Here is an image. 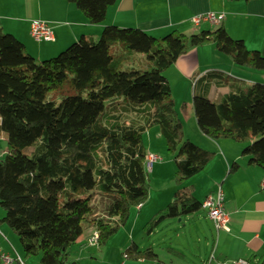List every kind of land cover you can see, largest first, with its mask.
Returning a JSON list of instances; mask_svg holds the SVG:
<instances>
[{
  "label": "trees",
  "instance_id": "1",
  "mask_svg": "<svg viewBox=\"0 0 264 264\" xmlns=\"http://www.w3.org/2000/svg\"><path fill=\"white\" fill-rule=\"evenodd\" d=\"M67 1L90 24H101L116 2ZM204 44H213L239 71L264 73V56L222 27L156 39L138 29L106 26L98 39L81 37L42 62L0 29V124L12 149L0 160V222L22 238L26 254L38 253L40 264H79L68 260L69 250L85 229L98 233L102 246L123 227L131 210L148 200L143 138L154 126L172 156L177 188L172 201L145 224L144 234L163 221L203 211L185 182L200 174L214 153L184 138L163 73ZM223 78L229 90L215 107L207 95H193L196 124L213 141L243 145L247 165L264 170V83ZM138 105L147 108L138 112ZM186 107L182 102L180 108ZM238 167L234 163L228 173ZM123 255L158 261L150 245L140 248L134 241Z\"/></svg>",
  "mask_w": 264,
  "mask_h": 264
},
{
  "label": "crops",
  "instance_id": "2",
  "mask_svg": "<svg viewBox=\"0 0 264 264\" xmlns=\"http://www.w3.org/2000/svg\"><path fill=\"white\" fill-rule=\"evenodd\" d=\"M208 12L223 14L218 25L201 22L194 26L191 23L194 15ZM38 20L49 25L53 34L52 40H34L30 34V26L33 21ZM106 26L138 29L156 39L174 31L189 35L222 27L233 39L242 40L248 50L259 51L264 56V1L116 0L107 8L101 24H90L83 13L67 0H0L1 31L20 41L26 54L36 62L55 57L81 37L98 39ZM215 51L211 44L192 48L164 71L163 75L170 85L171 93L173 94L174 88L176 91L178 87L185 93L182 100L172 95L175 105L180 101L187 104L189 96L207 95L215 107L220 97L228 92L229 85L223 78L221 67H212L208 63L214 55L220 58ZM261 77L264 80V76ZM187 107H192V101L191 106ZM195 131L202 144L196 145L213 152L214 155L204 170L198 174L200 176L192 177L185 185L192 187L193 197L200 202L220 186L224 194V208L229 214L227 232L216 231L204 211L195 214L197 221H201L202 217L213 231L210 254L215 256L216 264L219 262L223 264V261L230 259L245 261L254 259V262L259 263L264 257V189L261 186L264 170L258 166L247 165L249 156L242 154L243 145L228 140L213 141L204 136L198 126ZM155 135L159 140L161 130H157ZM187 140L191 141L190 138ZM158 145L154 146L153 142H150L145 150L146 156L154 155L159 158L152 163L150 173L160 188L156 191L151 190L147 202L131 210L126 224L104 245H88V239L94 234L90 232L85 241L79 244L76 242L70 248L69 255L73 256L74 247L79 245L74 256L72 258L69 256L68 260L79 264H84L85 261L89 264H163L156 252L157 262L130 260L123 255V250L134 239L135 231L140 228L138 230L144 234L142 231L144 223L141 224V219L151 218L171 202L177 188L174 183L175 168L172 156L168 152L166 154L163 149L158 150ZM11 151L0 124V160ZM234 163L239 165L238 169L228 173ZM204 182L208 185L200 193L198 186ZM195 193L201 196V199L196 198ZM3 216V212H0V219ZM188 216L182 220L178 218L179 222L187 220ZM176 232L177 236L181 231ZM29 234L24 237L37 238L36 234ZM152 234L149 236L144 234V237L148 240ZM16 235L5 223L0 222V252L10 257L18 256L25 264H40L39 254H26L22 238ZM149 245L155 251L153 245L150 243L147 246ZM161 249L180 261H187L184 253L171 245L161 246L159 250ZM213 261L210 263L207 261L206 264Z\"/></svg>",
  "mask_w": 264,
  "mask_h": 264
},
{
  "label": "rangeland",
  "instance_id": "3",
  "mask_svg": "<svg viewBox=\"0 0 264 264\" xmlns=\"http://www.w3.org/2000/svg\"><path fill=\"white\" fill-rule=\"evenodd\" d=\"M116 45H118V43H116ZM211 46H213V44H211ZM213 48L215 47L213 46ZM111 49H114V47ZM215 52L218 56H220V58H217L216 55H214V58H211L210 62L208 61V63L212 67H221L220 71L222 72V75L226 74V75H231L233 77H236L237 83H245V84L251 83V82L264 83V80L261 77V76H264L263 72L257 71V70H251V69H246L243 72L241 70L239 71V69L235 67V65L232 63L231 59L227 55L222 54L218 52L217 50ZM173 94L179 100H182L185 97L184 91H180L179 87L176 91L174 88ZM189 97H190V100L187 102V105L191 106L192 96H189ZM119 100L123 101L124 98L120 97ZM181 103H182L181 101L177 102V104L175 105V110L177 112L178 117L183 123L184 138L185 139L190 138L192 143L197 144V145H202L200 144L201 142H199L198 137L195 134L196 132L195 128H197V124L195 121L193 109L192 107L190 108L186 107L187 109L182 110L180 108ZM146 108H147L146 105H142V106L138 105L137 111L140 112L141 110H144ZM194 126L196 127L194 128ZM159 128H160L159 126H154V127L149 128L145 132L144 138H143L144 146L147 147L149 146L150 142H153L154 146L159 144L157 146L158 150L162 151L163 149L166 152V154H168L165 148L162 136L158 140V137L155 135V132L157 130H160ZM149 137H150V140H149ZM239 145L242 146L241 144ZM243 147L244 146H242V148ZM146 172H147V185L146 186H147L148 194H149L151 190L156 191L160 188V186L157 181H153L152 175L150 173V169L148 170L146 168ZM197 176H200V175H197ZM190 180H192V178ZM207 185L208 184L206 182L201 183L198 186V192L202 193L203 189L206 188ZM194 196H196V198L201 199V196L197 195L196 193L194 194ZM0 212H3L4 214V211L1 207H0ZM199 216L201 217L202 214ZM143 219L144 218L141 219L142 221L141 224L144 223L143 226H145V224L148 222V219L150 218H148L147 220H143ZM138 229L137 231H135L133 235L134 239L132 241L136 242L138 246L142 248L146 247L148 244L151 243L153 247L155 248V252L159 256L160 261L163 264H206L208 261V257L210 255V252L213 246V231L209 223L206 220H203L202 217H201V221H197L195 214H190L187 217V220L185 221L183 220L179 222L178 219H169V220L163 221L155 227L154 229L155 232L151 235L150 239H148L150 241L146 240V237H144V234L141 233V230H138ZM143 229L144 228H142V231ZM176 231L178 232L181 231V232L178 233L179 235L176 236L177 234ZM90 232L91 231L89 229H85L83 235L77 241L78 244L81 243V241H85L86 237L88 236ZM17 236L18 235H16V237ZM165 245H171L172 247L181 250L184 253L187 261L186 262L180 261L179 259H176L168 255L164 250L162 249L159 250L161 246H165ZM78 247L79 245H76V247H74L73 256H74L75 250ZM69 256L70 258L73 257L72 254H70ZM231 261L233 260L230 259L227 261H223L225 262L223 264H230ZM254 261H255L254 259H251L248 262L249 264H258V262H254ZM84 264H89V263L85 261ZM211 264H216L215 260Z\"/></svg>",
  "mask_w": 264,
  "mask_h": 264
},
{
  "label": "built area",
  "instance_id": "4",
  "mask_svg": "<svg viewBox=\"0 0 264 264\" xmlns=\"http://www.w3.org/2000/svg\"><path fill=\"white\" fill-rule=\"evenodd\" d=\"M223 14L214 13H201L196 14L191 18V23L194 26L199 25L201 22H209L211 24H219ZM30 34L35 41H50L53 38L52 31L46 22L33 21L30 26ZM159 158L157 156H146L145 157V171L146 168L149 170L152 163L157 161ZM261 186L264 189V179L261 182ZM201 208L207 215L208 219L213 223L216 231L223 230L229 231L228 222L229 214L224 208V194L220 186H218L215 191L209 193L201 202ZM99 235L94 232V234L89 239L90 245H98ZM213 259V254L209 256V260ZM0 264H25V262L16 257H10L9 255L2 254L0 252ZM230 264H247L244 260H234Z\"/></svg>",
  "mask_w": 264,
  "mask_h": 264
},
{
  "label": "water",
  "instance_id": "5",
  "mask_svg": "<svg viewBox=\"0 0 264 264\" xmlns=\"http://www.w3.org/2000/svg\"><path fill=\"white\" fill-rule=\"evenodd\" d=\"M179 220V219H178Z\"/></svg>",
  "mask_w": 264,
  "mask_h": 264
}]
</instances>
